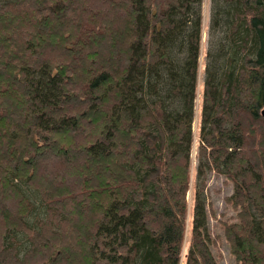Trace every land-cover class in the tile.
I'll return each mask as SVG.
<instances>
[{"label": "trees", "instance_id": "1", "mask_svg": "<svg viewBox=\"0 0 264 264\" xmlns=\"http://www.w3.org/2000/svg\"><path fill=\"white\" fill-rule=\"evenodd\" d=\"M203 0H0V264H181ZM190 242L264 264V0H211ZM21 234L26 239L21 240Z\"/></svg>", "mask_w": 264, "mask_h": 264}, {"label": "rangeland", "instance_id": "2", "mask_svg": "<svg viewBox=\"0 0 264 264\" xmlns=\"http://www.w3.org/2000/svg\"><path fill=\"white\" fill-rule=\"evenodd\" d=\"M211 15V0H203V43L202 52L200 55V70H199V86H198V96L196 99V116L194 121V130L196 134V140L194 144V149L192 152V183L191 190L188 194V202L190 205L189 221H188V232L184 244L183 260L181 264H184L185 254L189 248L190 242V221L192 220V209L194 204V187L197 174L198 165V141H199V125L201 117V101L204 86V65L206 59L207 50V40H208V29ZM234 192L233 183L226 180L223 174L218 172H209L206 180L205 197L206 205L209 213L208 226L212 232V236L215 239L212 245V250L218 260V264H236L234 255L231 252V246L229 241L225 236L224 221L236 220L237 210L227 202V197L231 196ZM26 239L24 235L21 234V240Z\"/></svg>", "mask_w": 264, "mask_h": 264}]
</instances>
